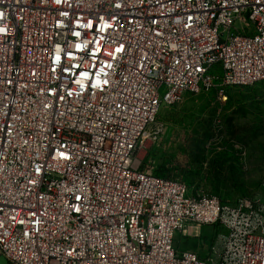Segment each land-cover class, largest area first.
Here are the masks:
<instances>
[{
	"label": "built area",
	"instance_id": "obj_1",
	"mask_svg": "<svg viewBox=\"0 0 264 264\" xmlns=\"http://www.w3.org/2000/svg\"><path fill=\"white\" fill-rule=\"evenodd\" d=\"M255 85L264 0H0V257L264 264V203L193 196L140 157L162 105ZM201 226L209 254L178 251Z\"/></svg>",
	"mask_w": 264,
	"mask_h": 264
},
{
	"label": "rangeland",
	"instance_id": "obj_2",
	"mask_svg": "<svg viewBox=\"0 0 264 264\" xmlns=\"http://www.w3.org/2000/svg\"><path fill=\"white\" fill-rule=\"evenodd\" d=\"M262 88L185 94L175 104L162 105L156 122L159 136L140 153L142 167L183 182L193 196L264 203ZM219 232L214 226L194 227L191 235L177 232L174 246L207 256ZM0 264L12 263L1 256Z\"/></svg>",
	"mask_w": 264,
	"mask_h": 264
},
{
	"label": "trees",
	"instance_id": "obj_3",
	"mask_svg": "<svg viewBox=\"0 0 264 264\" xmlns=\"http://www.w3.org/2000/svg\"><path fill=\"white\" fill-rule=\"evenodd\" d=\"M252 87V86H251ZM237 88H239V87H231V88H226V89H237ZM243 88H248V87H243ZM212 91H214V90H212ZM264 92V91H263ZM155 175H158V176H161V177H164V178H168V179H173V178H171V177H169V176H167V175H165V174H155ZM174 180H176V179H174ZM186 185V184H185ZM188 188V187H187ZM221 201H223V200H221ZM223 202H225V201H223Z\"/></svg>",
	"mask_w": 264,
	"mask_h": 264
},
{
	"label": "bare ground",
	"instance_id": "obj_4",
	"mask_svg": "<svg viewBox=\"0 0 264 264\" xmlns=\"http://www.w3.org/2000/svg\"><path fill=\"white\" fill-rule=\"evenodd\" d=\"M192 230H193V229H190V230H188V231L185 230V231L182 232L181 234H182V235H191Z\"/></svg>",
	"mask_w": 264,
	"mask_h": 264
}]
</instances>
